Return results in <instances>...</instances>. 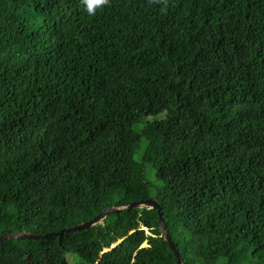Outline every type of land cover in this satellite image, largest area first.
<instances>
[{"label": "trees", "instance_id": "trees-1", "mask_svg": "<svg viewBox=\"0 0 264 264\" xmlns=\"http://www.w3.org/2000/svg\"><path fill=\"white\" fill-rule=\"evenodd\" d=\"M148 199L183 264H264V0H0V236ZM158 219L11 240L0 264H177Z\"/></svg>", "mask_w": 264, "mask_h": 264}, {"label": "water", "instance_id": "water-1", "mask_svg": "<svg viewBox=\"0 0 264 264\" xmlns=\"http://www.w3.org/2000/svg\"><path fill=\"white\" fill-rule=\"evenodd\" d=\"M154 209L158 212V224H159V231L161 234V238L163 239V241L166 243V245L170 248V250L173 252L176 260H177V264H183L181 255L179 253V251L177 250L175 244L173 243L168 231L166 230V226L163 220V214L161 212L162 208L161 206L157 203V201L155 199H148L145 201H139V202H132L130 204H126V205H122L120 207L118 206H113L109 209H105L101 214H99L97 217H95L94 219L81 223V224H77L71 228H66L64 230H61L58 233H54V234H48V235H43V236H38V235H34L32 233L29 232H16V233H6L3 234L2 236H0V244L14 240V241H18V240H28V241H38L40 239H45L49 236L52 235H57V236H61L64 233H74V232H80L82 230H88L89 228L95 227L96 225L102 223L109 214H113V213H120L121 211H132V210H136V209ZM122 241L116 243L112 249L116 248ZM107 252V251H106Z\"/></svg>", "mask_w": 264, "mask_h": 264}, {"label": "clouds", "instance_id": "clouds-1", "mask_svg": "<svg viewBox=\"0 0 264 264\" xmlns=\"http://www.w3.org/2000/svg\"><path fill=\"white\" fill-rule=\"evenodd\" d=\"M85 11L89 16H95L97 9L109 3V0H82Z\"/></svg>", "mask_w": 264, "mask_h": 264}, {"label": "rangeland", "instance_id": "rangeland-1", "mask_svg": "<svg viewBox=\"0 0 264 264\" xmlns=\"http://www.w3.org/2000/svg\"><path fill=\"white\" fill-rule=\"evenodd\" d=\"M147 179L150 183L154 184V185H158L159 184V181L155 178L154 176V173L153 172H148V175H147ZM25 246V245H24ZM31 255L29 252H25L24 255H23V259L24 261H29L31 259ZM73 257L72 255H68L67 256V260L70 262V263H73Z\"/></svg>", "mask_w": 264, "mask_h": 264}]
</instances>
